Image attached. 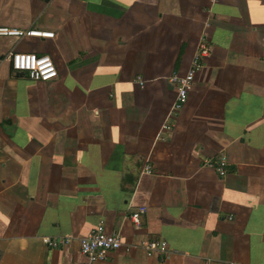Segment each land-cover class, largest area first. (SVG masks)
Here are the masks:
<instances>
[{"label": "crops", "instance_id": "obj_1", "mask_svg": "<svg viewBox=\"0 0 264 264\" xmlns=\"http://www.w3.org/2000/svg\"><path fill=\"white\" fill-rule=\"evenodd\" d=\"M0 25L54 32L0 36V264H79L98 224L171 252L94 264H264V0H0ZM203 35L210 55L169 115V77ZM13 51L49 55L57 77L13 71ZM219 155L224 176L205 164Z\"/></svg>", "mask_w": 264, "mask_h": 264}, {"label": "built area", "instance_id": "obj_2", "mask_svg": "<svg viewBox=\"0 0 264 264\" xmlns=\"http://www.w3.org/2000/svg\"><path fill=\"white\" fill-rule=\"evenodd\" d=\"M0 36L12 37H53V31L42 30L39 28L20 29L11 28L0 25ZM210 43L205 35H203L197 45L196 51L191 59L190 66L186 73H173L169 80L176 86V96L171 105L169 115L175 114L181 109L188 99V92L192 87L194 77L203 65V60L210 55ZM11 68L15 72H24L33 80L49 81L57 77V68L49 55L37 54L33 52L9 53ZM142 85V79L138 78ZM169 125H163L162 130H170ZM207 166L213 167L219 176H224L227 172V158L225 155H219L215 159L206 160ZM142 173H151L152 168L149 164H145L141 170ZM145 206L135 209L130 217L136 226L140 225V217L146 212ZM231 218V217H229ZM44 243L48 247L62 248L70 244L69 237H48L43 238ZM80 253L83 261L79 264H94L106 259L109 252L124 247L129 251L135 247H141L148 256L160 254L163 258H168L170 249L168 243L162 238H144L137 243H125L117 232H109L103 224H98L86 234L79 238ZM203 264H218L212 258L206 257ZM226 264H238L235 262H227Z\"/></svg>", "mask_w": 264, "mask_h": 264}, {"label": "water", "instance_id": "obj_3", "mask_svg": "<svg viewBox=\"0 0 264 264\" xmlns=\"http://www.w3.org/2000/svg\"><path fill=\"white\" fill-rule=\"evenodd\" d=\"M19 73L23 74L24 72L20 71Z\"/></svg>", "mask_w": 264, "mask_h": 264}]
</instances>
